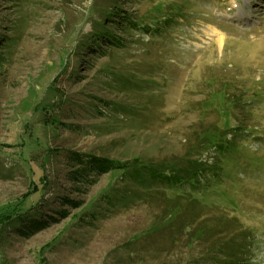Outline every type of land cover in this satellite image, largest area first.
<instances>
[{"label":"rangeland","instance_id":"1","mask_svg":"<svg viewBox=\"0 0 264 264\" xmlns=\"http://www.w3.org/2000/svg\"><path fill=\"white\" fill-rule=\"evenodd\" d=\"M246 1L0 0V264L200 261L171 198L238 217L247 237L219 257L246 247L247 264H264V0ZM115 2L147 28L107 22ZM103 27L122 45L98 40ZM94 41L105 53L83 46ZM70 151L198 154L218 175L148 189Z\"/></svg>","mask_w":264,"mask_h":264},{"label":"trees","instance_id":"2","mask_svg":"<svg viewBox=\"0 0 264 264\" xmlns=\"http://www.w3.org/2000/svg\"><path fill=\"white\" fill-rule=\"evenodd\" d=\"M111 6H113V10L114 7L117 10L121 8L118 2L112 3ZM105 15L107 22H116V24L123 26L122 29H126V27L132 29L147 28L145 27L146 25H136L132 18L119 13V11L115 13L114 10L112 13ZM115 17H119L120 20H116ZM153 28L157 30L159 27ZM96 36L98 40L108 42L112 46L122 45V41L118 40L113 35V32L106 27L99 30ZM83 46L88 47L91 54L105 53L103 47L99 46L95 41L94 46L89 45V42ZM107 106L113 107L112 104H108ZM102 111V109L98 110L99 113H102ZM219 149L221 150L222 147H219ZM69 154H71L68 155L69 158L75 159L76 162L80 163L82 168L90 169L96 175H102L115 169H124V175H126L128 180L136 181L148 189L156 185L177 186L186 183L194 190H200L203 187L209 186V181L215 179L218 175L217 171L212 169L207 161L198 157V154L186 156L178 160L164 158L145 160L136 156L127 161H119L95 153L70 151ZM170 200L172 202L176 201V207L179 206L182 209V216L176 221L174 226L176 236L183 238L182 234L188 229V236H190L188 245L193 246L192 252L196 249L199 250L200 261L192 259L190 264H201L203 261H208V258L215 260L217 264H247L241 257L245 253L246 247H242L238 251L239 254L234 251V248L224 253L223 258L219 257L223 254V250H225V241L230 240L229 242H233V240L237 239L241 241L243 237H247L248 231L243 229V224L238 217L229 216L226 213L218 211L214 206L208 207V205L202 204V202L196 204L195 200H192L190 204L185 205L183 208L178 198H171ZM25 218L24 212L23 215L11 222L9 225L13 228L12 230H23L22 227L19 228L18 226ZM229 252L231 254H228Z\"/></svg>","mask_w":264,"mask_h":264},{"label":"bare ground","instance_id":"3","mask_svg":"<svg viewBox=\"0 0 264 264\" xmlns=\"http://www.w3.org/2000/svg\"><path fill=\"white\" fill-rule=\"evenodd\" d=\"M246 5L247 6H250V0L248 1H246ZM242 12V14L244 13V14H246V12L244 11V10H241ZM227 15V14H226ZM207 33L208 34H212V35H218V40L221 42V44H223V42H224V39H225V36L223 35V34H221V32L216 28V27H214L213 25H209L208 27H207Z\"/></svg>","mask_w":264,"mask_h":264}]
</instances>
